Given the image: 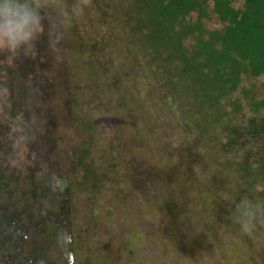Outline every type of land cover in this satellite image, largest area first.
I'll return each instance as SVG.
<instances>
[{
  "label": "rangeland",
  "instance_id": "1",
  "mask_svg": "<svg viewBox=\"0 0 264 264\" xmlns=\"http://www.w3.org/2000/svg\"><path fill=\"white\" fill-rule=\"evenodd\" d=\"M129 3L91 0L49 51L56 128L2 161L0 264H264V225L235 221L243 197L264 215V77L244 75L219 119L200 112ZM201 23L204 37L225 26L213 3Z\"/></svg>",
  "mask_w": 264,
  "mask_h": 264
},
{
  "label": "trees",
  "instance_id": "2",
  "mask_svg": "<svg viewBox=\"0 0 264 264\" xmlns=\"http://www.w3.org/2000/svg\"><path fill=\"white\" fill-rule=\"evenodd\" d=\"M243 1L239 9L230 0H129L137 39L155 53L160 67L179 63L175 73L182 89H193L199 111L212 110L218 119L222 101L238 89L244 75L264 77V0ZM211 3L225 26L204 37L201 18ZM194 12L200 14L196 27L186 24ZM197 30V49L191 55L183 40ZM52 49L45 35L35 58L21 56L11 66L0 63V169L14 140L43 145L54 134L56 109L45 76Z\"/></svg>",
  "mask_w": 264,
  "mask_h": 264
},
{
  "label": "clouds",
  "instance_id": "3",
  "mask_svg": "<svg viewBox=\"0 0 264 264\" xmlns=\"http://www.w3.org/2000/svg\"><path fill=\"white\" fill-rule=\"evenodd\" d=\"M90 5L91 0H75L69 10L66 0H0V63L11 66L21 56L35 58L45 35L54 48L72 18ZM235 221L251 235L258 223L264 225V215L259 205L243 197L235 206Z\"/></svg>",
  "mask_w": 264,
  "mask_h": 264
}]
</instances>
